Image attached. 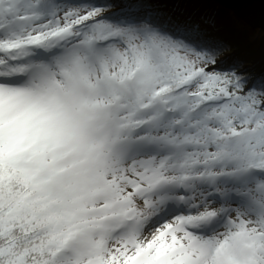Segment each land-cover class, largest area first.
<instances>
[{"label":"snow or ice","instance_id":"obj_1","mask_svg":"<svg viewBox=\"0 0 264 264\" xmlns=\"http://www.w3.org/2000/svg\"><path fill=\"white\" fill-rule=\"evenodd\" d=\"M160 4L0 0V264H264V75Z\"/></svg>","mask_w":264,"mask_h":264},{"label":"trees","instance_id":"obj_2","mask_svg":"<svg viewBox=\"0 0 264 264\" xmlns=\"http://www.w3.org/2000/svg\"><path fill=\"white\" fill-rule=\"evenodd\" d=\"M160 8L176 22L199 24L225 51L222 68L264 75V33L250 28L214 0H160ZM115 10V9H113Z\"/></svg>","mask_w":264,"mask_h":264},{"label":"water","instance_id":"obj_3","mask_svg":"<svg viewBox=\"0 0 264 264\" xmlns=\"http://www.w3.org/2000/svg\"><path fill=\"white\" fill-rule=\"evenodd\" d=\"M254 30L264 33V0H214Z\"/></svg>","mask_w":264,"mask_h":264},{"label":"rangeland","instance_id":"obj_4","mask_svg":"<svg viewBox=\"0 0 264 264\" xmlns=\"http://www.w3.org/2000/svg\"><path fill=\"white\" fill-rule=\"evenodd\" d=\"M262 32V31H261Z\"/></svg>","mask_w":264,"mask_h":264}]
</instances>
